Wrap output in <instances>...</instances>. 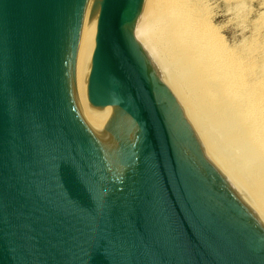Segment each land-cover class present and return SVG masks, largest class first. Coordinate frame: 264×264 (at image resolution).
<instances>
[{"label":"water","instance_id":"water-1","mask_svg":"<svg viewBox=\"0 0 264 264\" xmlns=\"http://www.w3.org/2000/svg\"><path fill=\"white\" fill-rule=\"evenodd\" d=\"M146 0H0V264H264V215L140 36Z\"/></svg>","mask_w":264,"mask_h":264},{"label":"bare ground","instance_id":"bare-ground-1","mask_svg":"<svg viewBox=\"0 0 264 264\" xmlns=\"http://www.w3.org/2000/svg\"><path fill=\"white\" fill-rule=\"evenodd\" d=\"M195 2L146 0L140 36L200 131L238 171L264 215V73L254 76L247 57L229 52L208 34L206 20H197Z\"/></svg>","mask_w":264,"mask_h":264},{"label":"rangeland","instance_id":"rangeland-1","mask_svg":"<svg viewBox=\"0 0 264 264\" xmlns=\"http://www.w3.org/2000/svg\"><path fill=\"white\" fill-rule=\"evenodd\" d=\"M196 1L197 20H206L208 34L229 52L247 57L241 62L251 61L248 69L254 76L264 73V0Z\"/></svg>","mask_w":264,"mask_h":264}]
</instances>
